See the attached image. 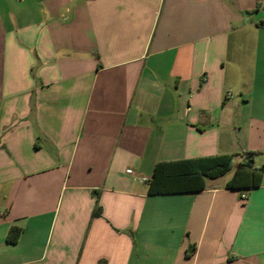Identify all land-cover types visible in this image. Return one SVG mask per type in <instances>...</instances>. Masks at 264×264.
I'll use <instances>...</instances> for the list:
<instances>
[{
    "label": "crops",
    "instance_id": "crops-1",
    "mask_svg": "<svg viewBox=\"0 0 264 264\" xmlns=\"http://www.w3.org/2000/svg\"><path fill=\"white\" fill-rule=\"evenodd\" d=\"M260 22L264 0H0V264H264ZM250 150L259 184L228 187ZM217 154L230 177L150 192Z\"/></svg>",
    "mask_w": 264,
    "mask_h": 264
},
{
    "label": "trees",
    "instance_id": "trees-1",
    "mask_svg": "<svg viewBox=\"0 0 264 264\" xmlns=\"http://www.w3.org/2000/svg\"><path fill=\"white\" fill-rule=\"evenodd\" d=\"M264 26V22H260ZM259 151L250 150L240 153L242 160L236 166L228 187H251L258 185L263 167L253 168ZM237 154H217L212 156L187 158L159 162L150 179L151 193L198 191L206 188L207 178H218L227 174L233 167ZM1 213V212H0ZM22 227L13 225L7 234L9 243L18 242Z\"/></svg>",
    "mask_w": 264,
    "mask_h": 264
},
{
    "label": "rangeland",
    "instance_id": "rangeland-1",
    "mask_svg": "<svg viewBox=\"0 0 264 264\" xmlns=\"http://www.w3.org/2000/svg\"><path fill=\"white\" fill-rule=\"evenodd\" d=\"M232 173H233V169L230 170V171L227 173V176H226V177H230ZM226 177H225V178H226ZM223 179H224V178H223Z\"/></svg>",
    "mask_w": 264,
    "mask_h": 264
},
{
    "label": "built area",
    "instance_id": "built-area-1",
    "mask_svg": "<svg viewBox=\"0 0 264 264\" xmlns=\"http://www.w3.org/2000/svg\"><path fill=\"white\" fill-rule=\"evenodd\" d=\"M242 198H243V199H246V198H247V194H246V193H243V194H242Z\"/></svg>",
    "mask_w": 264,
    "mask_h": 264
}]
</instances>
